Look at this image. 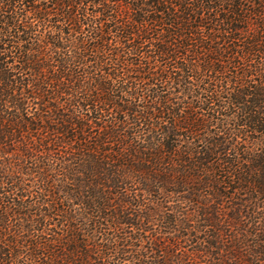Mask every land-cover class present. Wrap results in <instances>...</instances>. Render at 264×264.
<instances>
[{
  "label": "trees",
  "instance_id": "obj_1",
  "mask_svg": "<svg viewBox=\"0 0 264 264\" xmlns=\"http://www.w3.org/2000/svg\"><path fill=\"white\" fill-rule=\"evenodd\" d=\"M0 264H264V0H0Z\"/></svg>",
  "mask_w": 264,
  "mask_h": 264
}]
</instances>
